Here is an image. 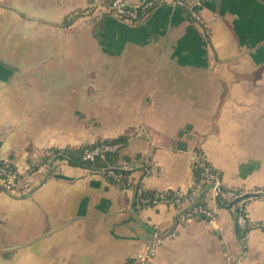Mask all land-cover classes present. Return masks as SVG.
I'll use <instances>...</instances> for the list:
<instances>
[{"label":"crops","instance_id":"obj_1","mask_svg":"<svg viewBox=\"0 0 264 264\" xmlns=\"http://www.w3.org/2000/svg\"><path fill=\"white\" fill-rule=\"evenodd\" d=\"M173 1L130 22L112 0H0V157L21 179L0 190V264H264V196L245 235L211 188V215L139 200L188 191L196 151L264 193V0H183L203 23ZM105 141L125 185L58 156Z\"/></svg>","mask_w":264,"mask_h":264},{"label":"built area","instance_id":"obj_2","mask_svg":"<svg viewBox=\"0 0 264 264\" xmlns=\"http://www.w3.org/2000/svg\"><path fill=\"white\" fill-rule=\"evenodd\" d=\"M161 1L162 0H144L141 3L132 4L127 0H112V2L109 3V10L121 20L139 22L146 18L150 11ZM173 3L178 7L189 8L193 17L200 23H203L199 13L194 10L193 5H188L183 0H174ZM207 35H210L209 30H207ZM119 148L120 145L117 143L110 144L104 142L95 147L86 149L82 154V159L86 162H95L97 159H105L106 154L116 153ZM193 170L198 173V177L194 176L193 184L188 191L145 194L144 191L140 190L139 200L141 204L143 206L170 205L187 208L206 187L213 189L217 197L219 199L222 198L227 204H230L243 195V193H237L236 190L225 189L223 187L219 173L212 167L206 154L202 151L195 152ZM103 171L113 177L118 184L125 185L128 179V175L126 176L122 173H118L112 167L104 168ZM20 180V173L14 162L0 157V190L5 193H12L19 186ZM245 201L246 199L238 202L235 206V210L238 211L237 224L242 230L247 231L252 228V226L247 219ZM199 202L194 205L190 211H194V215L198 213L211 215V213H208L201 206H198ZM124 264H147V260H133Z\"/></svg>","mask_w":264,"mask_h":264},{"label":"trees","instance_id":"obj_3","mask_svg":"<svg viewBox=\"0 0 264 264\" xmlns=\"http://www.w3.org/2000/svg\"><path fill=\"white\" fill-rule=\"evenodd\" d=\"M105 143L115 144L116 142L105 141ZM100 144H101V142L96 143L94 145L84 146L81 148H67V149L62 150L58 154V156L60 159L66 160L70 165L78 166V167H86L90 170H96V171L100 170L101 171L105 165L111 167L114 164V161L116 160V154L115 153L114 154L113 153L106 154L105 159H97L95 162H86V161H83V159H82V154L86 149L95 147V146L100 145ZM116 172L122 173L126 176L128 175L127 174L128 172H124V171H120V170H117ZM194 176L198 177V173L196 171H194ZM237 193H242V192L237 191ZM220 201L223 204H227V202H225L222 198H220ZM198 206L206 207L205 198H203L199 202ZM237 214H238V211H237ZM237 231H238V235H245V230L238 228ZM130 261H133V260H129L128 262H130Z\"/></svg>","mask_w":264,"mask_h":264},{"label":"water","instance_id":"obj_4","mask_svg":"<svg viewBox=\"0 0 264 264\" xmlns=\"http://www.w3.org/2000/svg\"><path fill=\"white\" fill-rule=\"evenodd\" d=\"M180 149H185L186 146L184 143H180ZM58 152V151H57ZM209 187H206L203 192L196 198V200L189 206L186 208L185 211H188L189 209H191L192 207H194V205H196L205 195V193L208 191ZM264 196V193H247V194H243L241 197L235 199L233 202H231L229 204V206L227 207L228 209L231 208L232 206H234L235 204H237L238 202L247 199V198H255V197H261ZM172 233V232H171ZM169 233V234H171ZM154 235H157V238H160V235L153 232Z\"/></svg>","mask_w":264,"mask_h":264}]
</instances>
